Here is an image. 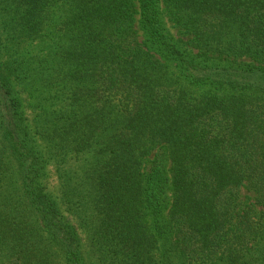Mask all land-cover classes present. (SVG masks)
Listing matches in <instances>:
<instances>
[{
  "label": "trees",
  "instance_id": "16d2710c",
  "mask_svg": "<svg viewBox=\"0 0 264 264\" xmlns=\"http://www.w3.org/2000/svg\"><path fill=\"white\" fill-rule=\"evenodd\" d=\"M0 264H264V0H0Z\"/></svg>",
  "mask_w": 264,
  "mask_h": 264
},
{
  "label": "rangeland",
  "instance_id": "374dc122",
  "mask_svg": "<svg viewBox=\"0 0 264 264\" xmlns=\"http://www.w3.org/2000/svg\"><path fill=\"white\" fill-rule=\"evenodd\" d=\"M162 8L164 9V15H165V19L167 21V25L169 30L172 32V34H174V36L177 37H181L183 36L181 33V30L175 26L174 22H172V20H170V16L169 14L165 11V7L162 4ZM136 18H138V15L136 16ZM187 38V37H185ZM21 54L23 56H27V55H34V54H38L41 53V45L38 44L37 41H28L26 43L23 44V48L21 49ZM21 97H22V101H23V105H24V109H25V113L26 116L31 119L33 116V112L29 106V97L27 94H24L23 92L21 93ZM152 156V155H151ZM45 186L54 193L55 196H60V191H59V179L55 170V166L50 165L48 167V172L46 174V177L43 180ZM240 198L242 201H248V202H253V193L248 191L246 188L242 187L241 191H240Z\"/></svg>",
  "mask_w": 264,
  "mask_h": 264
}]
</instances>
